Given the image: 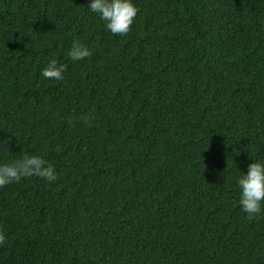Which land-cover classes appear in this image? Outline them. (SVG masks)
I'll return each mask as SVG.
<instances>
[{
  "label": "trees",
  "instance_id": "1",
  "mask_svg": "<svg viewBox=\"0 0 264 264\" xmlns=\"http://www.w3.org/2000/svg\"><path fill=\"white\" fill-rule=\"evenodd\" d=\"M88 2L0 0V163L57 172L0 188V264H264L235 186L264 161V0H134L125 35Z\"/></svg>",
  "mask_w": 264,
  "mask_h": 264
},
{
  "label": "clouds",
  "instance_id": "2",
  "mask_svg": "<svg viewBox=\"0 0 264 264\" xmlns=\"http://www.w3.org/2000/svg\"><path fill=\"white\" fill-rule=\"evenodd\" d=\"M104 22L105 28L114 35L127 34L134 23L138 8L134 0H89L86 7ZM72 61H79L91 55L88 47L79 40H73L66 53ZM65 66L58 64L56 59H50L43 67L40 75L46 79L62 80ZM85 123L88 117L80 118ZM10 139L0 140V151L11 152L7 147ZM246 171H240L235 177V186L239 190V206L249 219L258 215L264 205V161L253 160L247 164ZM38 177L49 183L57 179V172L51 163L42 155L24 154L10 162L0 163V188L22 178ZM6 236L0 232V245L5 242Z\"/></svg>",
  "mask_w": 264,
  "mask_h": 264
}]
</instances>
